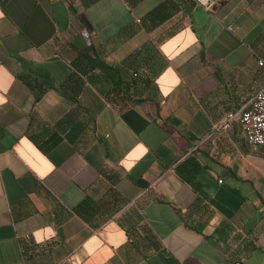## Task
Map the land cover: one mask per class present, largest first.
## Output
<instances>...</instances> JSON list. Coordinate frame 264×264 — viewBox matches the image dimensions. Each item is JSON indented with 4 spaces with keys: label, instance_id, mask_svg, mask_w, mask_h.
Instances as JSON below:
<instances>
[{
    "label": "crops",
    "instance_id": "1",
    "mask_svg": "<svg viewBox=\"0 0 264 264\" xmlns=\"http://www.w3.org/2000/svg\"><path fill=\"white\" fill-rule=\"evenodd\" d=\"M263 83L264 0H0V264H264Z\"/></svg>",
    "mask_w": 264,
    "mask_h": 264
},
{
    "label": "built area",
    "instance_id": "2",
    "mask_svg": "<svg viewBox=\"0 0 264 264\" xmlns=\"http://www.w3.org/2000/svg\"><path fill=\"white\" fill-rule=\"evenodd\" d=\"M195 1L203 6L208 5V0ZM259 64L263 62L259 61ZM226 119L238 121L249 145L264 147V83L245 108L228 112Z\"/></svg>",
    "mask_w": 264,
    "mask_h": 264
}]
</instances>
